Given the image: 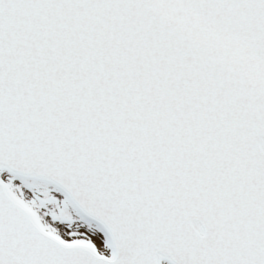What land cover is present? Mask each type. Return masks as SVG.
<instances>
[{
  "label": "snow or ice",
  "instance_id": "obj_1",
  "mask_svg": "<svg viewBox=\"0 0 264 264\" xmlns=\"http://www.w3.org/2000/svg\"><path fill=\"white\" fill-rule=\"evenodd\" d=\"M0 264H264V0H0Z\"/></svg>",
  "mask_w": 264,
  "mask_h": 264
}]
</instances>
